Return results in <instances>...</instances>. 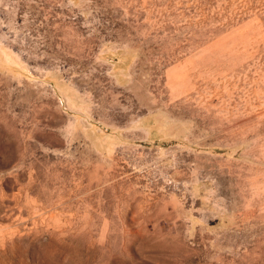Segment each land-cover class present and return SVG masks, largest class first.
I'll use <instances>...</instances> for the list:
<instances>
[{
	"label": "rangeland",
	"instance_id": "obj_1",
	"mask_svg": "<svg viewBox=\"0 0 264 264\" xmlns=\"http://www.w3.org/2000/svg\"><path fill=\"white\" fill-rule=\"evenodd\" d=\"M0 264H264V0H0Z\"/></svg>",
	"mask_w": 264,
	"mask_h": 264
}]
</instances>
